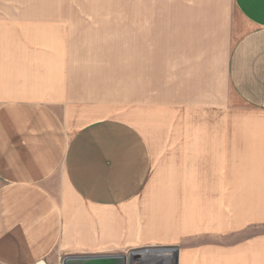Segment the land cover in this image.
<instances>
[{"label": "crops", "instance_id": "obj_1", "mask_svg": "<svg viewBox=\"0 0 264 264\" xmlns=\"http://www.w3.org/2000/svg\"><path fill=\"white\" fill-rule=\"evenodd\" d=\"M233 3L247 27L234 32L227 75L239 97L253 102L248 107L262 113L264 0ZM129 12L114 26L78 35L89 39L86 30L94 29L104 42L100 51L116 63L115 77L142 71V59L160 51L153 41L177 38L172 18L170 28L152 31L165 21ZM79 70L71 68L85 89ZM36 96L0 102V264H113L95 259L145 249H170L165 256L177 255L178 264H264V116L211 119L220 132L189 134L188 159L176 155L169 178L162 170L154 182L152 149L134 124L105 117L72 127ZM230 124H238L231 134Z\"/></svg>", "mask_w": 264, "mask_h": 264}, {"label": "rangeland", "instance_id": "obj_2", "mask_svg": "<svg viewBox=\"0 0 264 264\" xmlns=\"http://www.w3.org/2000/svg\"><path fill=\"white\" fill-rule=\"evenodd\" d=\"M128 9L134 17L165 21L154 23L152 31L158 25L170 28L172 18L177 38L153 41L160 51L142 59V71L115 77L110 71L116 63L100 51L104 42L94 29L86 30L89 39L78 35L86 27L114 26ZM246 27L233 0H0V102L37 95L72 127L105 117L130 122L152 149V180L160 179L162 170L167 180L176 155L184 156L182 162L188 159L189 134L220 132L211 119L227 116L231 123L237 117L247 122L264 116L248 107L253 102L239 97L235 78L227 75L234 32ZM188 31L193 36L186 37ZM172 46L173 54L164 52ZM73 66L88 83L85 89L76 83ZM237 125H228L230 134ZM212 159L215 164L214 158L205 161L210 165ZM211 168L215 181L219 165Z\"/></svg>", "mask_w": 264, "mask_h": 264}, {"label": "water", "instance_id": "obj_3", "mask_svg": "<svg viewBox=\"0 0 264 264\" xmlns=\"http://www.w3.org/2000/svg\"><path fill=\"white\" fill-rule=\"evenodd\" d=\"M167 251L170 249H145L133 251L127 255H117L111 258L95 259L98 261H107L113 264H178V256L175 259L167 258ZM79 260L71 258L66 260V264H76Z\"/></svg>", "mask_w": 264, "mask_h": 264}]
</instances>
